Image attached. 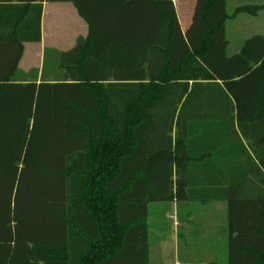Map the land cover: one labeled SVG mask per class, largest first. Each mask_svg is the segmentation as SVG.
<instances>
[{
	"label": "trees",
	"instance_id": "1",
	"mask_svg": "<svg viewBox=\"0 0 264 264\" xmlns=\"http://www.w3.org/2000/svg\"><path fill=\"white\" fill-rule=\"evenodd\" d=\"M44 3L87 35L21 81ZM226 7L0 0V264H148V204L220 201L227 263L264 264V37L225 33L264 5Z\"/></svg>",
	"mask_w": 264,
	"mask_h": 264
},
{
	"label": "crops",
	"instance_id": "2",
	"mask_svg": "<svg viewBox=\"0 0 264 264\" xmlns=\"http://www.w3.org/2000/svg\"><path fill=\"white\" fill-rule=\"evenodd\" d=\"M173 2L177 10L181 29L182 31H185L190 24V18L193 12L195 0H173ZM245 5H252V4H245ZM254 5L261 6L264 4H254ZM57 6H62L67 8V10L70 13V16H72V18L74 19L73 22L76 23L78 21L77 26H79V30L80 29L82 30L84 27L85 33L80 34V37L84 38L87 35V26L79 18L75 8L72 5L67 6V5L44 3L42 9V17H41V41L43 37L44 15L46 13H51L52 11L53 12L56 11ZM240 6H244V5H240ZM225 33H226V29H225ZM78 38H76V40ZM75 42L67 50H58L52 47H47L45 49H54L59 52H66L75 45ZM39 44H24L23 55L18 65L19 80L24 81L26 80L27 77H30L29 79H31L32 75L30 73L33 71H37L38 72L37 80L39 82L41 76L42 63H43V53H44V51L42 50V52L40 53L42 60L40 59L41 62L39 63V65L35 66L34 60H35V54L37 52L36 46H38ZM160 204L164 205L163 206L164 210L166 209L165 211L166 213L164 212L165 217L171 219L170 221H173L172 227H170V231L168 232V242L167 243L162 242L161 254L163 256L162 259L163 264H228L227 263V256H228L227 205L225 202H221V201L209 202L204 204L205 206L209 205L208 208L209 211H207L206 213L207 216L205 217L206 220L203 222L201 221L196 222L194 218L195 216L194 212H197L198 209L201 208L200 206H203L202 204L190 203V202H174V203H160ZM152 205H154V203H150L147 206L148 244H149L148 264L151 263L149 211ZM182 210L188 212L186 213L185 216H188L189 214L192 213L194 214L193 218L192 215L191 216L189 215L190 219L187 223L181 220L182 216L179 214V212H182ZM183 223L185 224L184 228L182 227ZM178 229L179 231H181L179 234L176 232V230Z\"/></svg>",
	"mask_w": 264,
	"mask_h": 264
},
{
	"label": "rangeland",
	"instance_id": "3",
	"mask_svg": "<svg viewBox=\"0 0 264 264\" xmlns=\"http://www.w3.org/2000/svg\"><path fill=\"white\" fill-rule=\"evenodd\" d=\"M227 2V13L228 15H232L236 7L245 4H264V0L258 1H238V0H226ZM58 5H67L71 6L69 3L58 4ZM72 8V7H71ZM72 16H70L67 8L62 6H57L56 11H52L51 13H46L44 15L43 20V37L41 43L36 46V54L34 65L38 66L42 60L40 53L42 50L44 51L47 47H52L58 50H67L69 47L74 44L76 38L80 37V34L85 33V29L79 30L78 21L76 23L73 22ZM226 29V38L228 40L227 47V55L232 56L236 54L243 41L249 37L254 35H262L264 36V11H261L257 17L248 16L245 14L237 15L232 19H228L225 23ZM77 31V32H75ZM41 59V60H40ZM163 204L154 203L152 207H150V219H149V230H150V264H163V256L161 254L162 242H168V232L170 231V227H172L171 219L165 217V211L163 209ZM197 212H194L192 218L194 216L196 222L197 221H205V217L207 216V211L209 205L200 206ZM165 212V213H164ZM185 210L179 212L182 216L183 222H188L190 216L186 215ZM191 213V212H190ZM194 220V219H193ZM206 223V222H205ZM183 228L185 227L184 223L182 224ZM197 225V223H196ZM179 234L181 231L176 230Z\"/></svg>",
	"mask_w": 264,
	"mask_h": 264
}]
</instances>
